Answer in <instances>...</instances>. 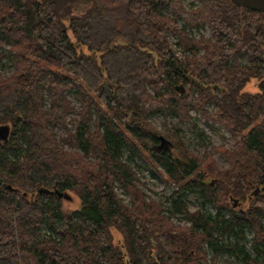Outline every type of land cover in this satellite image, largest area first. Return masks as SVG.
<instances>
[{"label": "trees", "instance_id": "16d2710c", "mask_svg": "<svg viewBox=\"0 0 264 264\" xmlns=\"http://www.w3.org/2000/svg\"><path fill=\"white\" fill-rule=\"evenodd\" d=\"M76 1L0 0V264H264V14L230 0ZM191 111L234 139L212 146L225 166L152 120L202 137ZM160 134L181 157L156 155ZM141 166L174 186L168 204Z\"/></svg>", "mask_w": 264, "mask_h": 264}, {"label": "rangeland", "instance_id": "374dc122", "mask_svg": "<svg viewBox=\"0 0 264 264\" xmlns=\"http://www.w3.org/2000/svg\"><path fill=\"white\" fill-rule=\"evenodd\" d=\"M85 1V2H84ZM186 3L190 2V0H185ZM88 6V3H86V0H77L76 1V8L79 10H83ZM192 34L194 36L198 35V31L195 29L191 30ZM202 32L207 35L208 32L206 30H202ZM171 42L173 43V47H175L178 50V53H180V48L176 45L175 46V38H171ZM10 65H6L4 67H0V73H7L10 70ZM248 90L255 91L256 85L254 81H251L250 84H248L247 88ZM191 115L193 116L192 121L195 122V124L198 127V130L202 132V137L198 136L196 134V129H193L186 123H179L176 118L168 116L164 118L161 115H154L152 117V120L155 124V126L160 129L162 132H169L173 126L175 129H179V134L183 136V139L187 146L192 150L193 152L201 155L203 151L205 150L204 144H208V148H206L210 154L211 158L216 161V163L219 166H225L226 162L221 152L213 150L212 146L223 144L225 148L231 147L234 145V139H232L228 132L222 128L219 125H210L209 123L204 122L198 115H196L193 111H191ZM70 118V116H69ZM69 120V119H68ZM59 133L62 134V130H59ZM163 135V134H160ZM166 137L165 135H163ZM167 138V137H166ZM169 139V138H167ZM169 141L173 145V141L169 139ZM172 145H167V147H172ZM153 151L156 152L155 149ZM176 155L181 157V154L178 150H176ZM137 162L141 163V160L137 158ZM139 171V174L141 175V180L146 183L147 190L146 192L151 195L152 197L162 200L166 204H168V199L166 198L168 195H170L171 191L174 189V186L170 183H164L163 181L159 180L156 177H153L150 175L149 170L145 166H141L139 168H136ZM119 194L123 199H127V196L123 194L120 190ZM69 195L68 199H62L63 206L67 209H73L77 208L80 204V200L78 196L73 192H68ZM183 201L186 203L188 208L190 210H194L197 208V203L193 197L192 194H188L183 198ZM239 210L244 209V205H240V203L236 206ZM206 209L210 212H214L213 207L206 205ZM176 221H183L181 218L176 217ZM245 235L248 238L251 237V233L246 230ZM227 238H225L226 240ZM232 239V237H230ZM245 246L247 249H249L250 242L247 240L245 241ZM218 264H242L239 260H237L235 257L227 255V254H221L218 256L217 260Z\"/></svg>", "mask_w": 264, "mask_h": 264}, {"label": "water", "instance_id": "95a60500", "mask_svg": "<svg viewBox=\"0 0 264 264\" xmlns=\"http://www.w3.org/2000/svg\"><path fill=\"white\" fill-rule=\"evenodd\" d=\"M230 1L234 4L241 5L243 7H247V8H250L252 10H257V11L264 14V0H230ZM119 43L125 44L124 41H119ZM110 47H112V45ZM175 89L177 91L183 93V87L182 86H176ZM9 132H10V126L8 124H1L0 125V140H6L9 136ZM168 144L172 145V143L169 141V139H167L163 135H159V143L156 145V147H161V146L167 147ZM210 183L212 184L213 182L211 181ZM37 191H38V193L54 192L55 194H57L58 197H62L64 199L69 198V195L67 194V192H60L56 189L49 190V189H45V188L41 187ZM259 191H260L259 187H255V189L253 191H251L249 198L256 195ZM231 202H232L233 207H236L239 204V201L237 198H232Z\"/></svg>", "mask_w": 264, "mask_h": 264}, {"label": "flooded vegetation", "instance_id": "af4514ba", "mask_svg": "<svg viewBox=\"0 0 264 264\" xmlns=\"http://www.w3.org/2000/svg\"><path fill=\"white\" fill-rule=\"evenodd\" d=\"M85 2V1H84ZM154 149L156 150V155H164L166 154L167 156L169 157H172V158H176L178 157V155H176V147L175 145H172V147H154Z\"/></svg>", "mask_w": 264, "mask_h": 264}]
</instances>
